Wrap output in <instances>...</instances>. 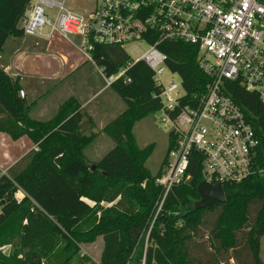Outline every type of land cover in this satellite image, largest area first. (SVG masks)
<instances>
[{
  "label": "trees",
  "instance_id": "trees-1",
  "mask_svg": "<svg viewBox=\"0 0 264 264\" xmlns=\"http://www.w3.org/2000/svg\"><path fill=\"white\" fill-rule=\"evenodd\" d=\"M30 2L0 0V54L11 37L24 35ZM159 48L170 70L181 76L187 99L206 91L210 81L195 45L166 41ZM93 58L106 75L133 62L120 45L98 44ZM126 77L130 81L121 77L110 86L125 103L103 129L115 144L92 164L84 150L97 135L84 133L81 104L70 97L52 118L34 119L20 96L19 78L0 67V133L12 140L27 136L36 146L5 173L0 168V264H96L82 254L81 244L99 237L98 264H223L226 255L238 259L245 249L251 257L246 264H264V173L224 184L223 203L197 209L202 176L195 159L191 180L172 188L157 216L163 193L155 180L161 169L152 175L146 166L155 144L141 148L133 129L161 109V88L144 61L135 62ZM224 91L260 137L256 161L264 168V104L239 80H225ZM174 144L170 136L168 149ZM208 222L212 252L199 240ZM5 246L12 248L9 254L2 251ZM198 249L208 252L205 262Z\"/></svg>",
  "mask_w": 264,
  "mask_h": 264
},
{
  "label": "built area",
  "instance_id": "built-area-1",
  "mask_svg": "<svg viewBox=\"0 0 264 264\" xmlns=\"http://www.w3.org/2000/svg\"><path fill=\"white\" fill-rule=\"evenodd\" d=\"M69 0H31L22 23L24 35L71 42L95 64L96 45L146 44L136 60L117 73L99 71L109 88L125 77L137 61L153 70L161 88V121L175 139L155 183L165 198L174 186L189 183L193 160L202 181L235 184L263 174L257 165L260 137L241 108L224 91L225 80H239L264 104V0H94V6L76 12ZM166 41L198 48L201 69L209 84L201 95L187 97L183 80L167 66L159 48ZM165 69L179 77L166 85ZM20 96L25 93L20 90ZM6 171H2L5 173Z\"/></svg>",
  "mask_w": 264,
  "mask_h": 264
},
{
  "label": "rangeland",
  "instance_id": "rangeland-1",
  "mask_svg": "<svg viewBox=\"0 0 264 264\" xmlns=\"http://www.w3.org/2000/svg\"><path fill=\"white\" fill-rule=\"evenodd\" d=\"M68 6L69 7L73 6L74 11L83 13L94 6V0H69ZM54 36L53 39L49 42L50 45L49 54L41 55V56H35L34 54H32L30 59L28 60L30 64L33 66L32 72L39 74L36 76H40V77H36V76L30 77L29 75H27L30 69L28 70L24 69V74L26 76V86L28 91L27 100L31 101L34 98H38L42 93L47 91L52 86L51 85L52 81L50 79L42 77L45 75V73H47L46 70L47 63L49 62L51 65L54 66L60 65L61 60H63L64 57H66V59L70 63H72L75 59H80V61L82 60V64L85 65L82 69H79L76 73H74L69 78H67L66 82L68 86H70V88L74 87V89L77 88L85 89L86 92H88L89 89L92 92H96L97 90H99V93L96 95L97 98L93 101L94 104L103 105V107H105L109 102L110 99L109 97L112 96L115 99H118V101L122 103L121 105L123 110L125 107V103L119 96L116 95V93L112 88H105L104 80L101 77L100 71L97 70V67L93 69L92 66H90V63L88 62L87 57L71 42H69L68 40L62 37L60 38L58 34L57 35L55 34ZM37 49L40 48L38 47ZM123 49L128 53V55L133 60H136L145 52V50L147 49V45L127 43L123 46ZM162 78L166 85H168L172 81V79H174L176 82L179 81V77L169 72L168 69H165ZM45 94L46 92L42 96H44ZM68 96L71 95H65L62 97L61 100L64 101V98L67 99ZM56 99H57V95L55 96L54 101ZM92 99H94V97ZM36 109L37 108L33 110L32 116L44 120L50 119L52 116H54L56 112V109H51L47 113H44L42 116L39 117L36 113ZM85 121L86 124L83 126L84 133L89 135L91 133L96 132L97 135L95 140L84 150V154L88 162L93 164L97 162L99 159H101L114 146L115 143L112 140V138L103 130L104 128L102 130L99 128L100 124L95 126V129H93V127L87 129L88 127L87 120ZM133 132L135 134L137 143L141 148L151 143L155 144L154 151L151 157L147 160L146 166L150 170L152 175H156L159 172V170L162 169L166 161V154L170 139L169 131L161 121L160 111L150 114L141 121L137 122L133 129ZM4 137L5 136L0 134V159H3L2 154L4 150L9 151L10 147L15 148L18 151V153L23 152L22 148L21 150L19 149L22 141L18 142L12 139L3 141L2 138ZM18 196L21 197L19 193ZM158 214L159 213H157V216ZM213 218L214 216H212L210 220L213 221L212 220ZM210 226L211 224L208 222V224L203 228V233L199 236L200 242L205 244L204 246L206 249H208V252L209 251L212 252L214 250V247L208 238ZM243 243L245 242L242 241L241 244ZM102 249H103V239L100 237L97 238V240L93 243L81 244L82 254L88 255L92 259V261L96 264H98L100 261ZM201 250L202 249H198L197 251L198 259L205 262L209 254L208 252ZM245 250L242 251L243 257L241 256L238 259L227 260L226 259L227 255L225 257L222 256L224 257L222 258L223 264L249 263L251 257L249 255H246ZM2 251L6 254L10 253V250H8L6 246L2 248ZM232 254L233 253L230 252V256ZM261 257L264 260V236L261 238Z\"/></svg>",
  "mask_w": 264,
  "mask_h": 264
},
{
  "label": "crops",
  "instance_id": "crops-1",
  "mask_svg": "<svg viewBox=\"0 0 264 264\" xmlns=\"http://www.w3.org/2000/svg\"><path fill=\"white\" fill-rule=\"evenodd\" d=\"M53 36L50 38L44 36H28V35L11 37L10 40L5 44L0 54V62H1L0 67L3 68L5 72L9 74L11 77L19 78L20 85L25 93L24 98L26 99V103L27 105H30L29 114L32 118L38 120H44L32 116L33 110L35 108H37L36 113L40 117L51 109H56L57 111L58 107L64 101H66L70 97H73L81 104V108L86 112V117L82 122V126L86 124L85 120H87V126H88L87 129L92 127L93 129H95V126L100 124L99 128L102 130L107 125L108 122H110L112 119L117 117L124 109L122 110V105H121L122 103L118 101V99H115L112 96L109 97L110 98L109 102L105 107H103V105L94 104L93 101L97 98L96 95L99 93V90H97L96 92H92L89 89L88 92H86L85 89H80V88L74 89V87L70 88V86H68L66 82L67 78H69L71 75H73L79 69H82L85 66L84 64H82V60L80 61V59H75L72 63H70L66 59V57H64V59L61 60L60 65H55V66L51 65L48 62L46 65V70L49 75L45 73L46 76L44 75L42 77L50 79L52 81L51 84L52 86L47 91H45L46 94L44 96L42 95L45 92L42 93L38 98H34L31 101L27 100L28 91L26 86V76L24 74V69L26 70L30 69V71H28L27 74L30 77H35L36 75H39L37 73L32 72L33 66L30 64L28 60L30 59L32 54H34L35 56L49 54L50 53L49 42L53 39ZM58 36L61 38L60 35ZM38 47L40 49H37ZM88 62L90 63V66H92L93 69L97 67L90 61ZM97 70L99 71L98 67ZM36 77H40V76H36ZM56 95H57V99L54 101ZM65 95H71V96H68L67 99L64 98V101L61 100L62 97ZM93 97L94 99H92ZM82 129L84 128L82 127ZM0 134L5 136L4 138H2L3 141L5 140L7 141L8 139H11L5 133H0ZM14 141H18V142L22 141L19 149L21 150L22 148L23 152L18 153V151L13 147H10L9 151L4 150L2 154L3 159H0V168L2 171L4 170L6 171L9 167L15 164L23 155H25L29 150L36 147L35 144L27 136H24ZM19 194L21 195V197L23 196L21 192ZM7 248L10 251L12 249L10 246H8Z\"/></svg>",
  "mask_w": 264,
  "mask_h": 264
},
{
  "label": "water",
  "instance_id": "water-1",
  "mask_svg": "<svg viewBox=\"0 0 264 264\" xmlns=\"http://www.w3.org/2000/svg\"><path fill=\"white\" fill-rule=\"evenodd\" d=\"M200 200L195 203L197 209L206 208L214 202L223 203L226 200L224 188L221 184H211L201 181L198 185Z\"/></svg>",
  "mask_w": 264,
  "mask_h": 264
}]
</instances>
